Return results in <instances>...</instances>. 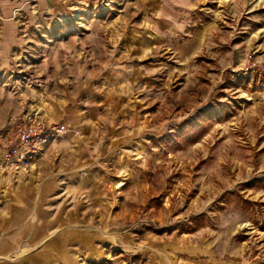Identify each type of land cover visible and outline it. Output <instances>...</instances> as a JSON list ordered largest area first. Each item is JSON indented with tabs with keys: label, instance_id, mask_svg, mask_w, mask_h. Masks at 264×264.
Wrapping results in <instances>:
<instances>
[{
	"label": "rangeland",
	"instance_id": "obj_1",
	"mask_svg": "<svg viewBox=\"0 0 264 264\" xmlns=\"http://www.w3.org/2000/svg\"><path fill=\"white\" fill-rule=\"evenodd\" d=\"M160 1L86 0L82 17L1 3L19 12L0 9V264L59 234L60 264H264V0H167L171 17ZM89 24L144 32L138 108L96 114L110 128L87 131L120 142L121 167L109 175L105 163L90 196L27 195L29 162L6 161L27 113L17 108L26 78L41 68L25 62L24 40L40 46L50 30Z\"/></svg>",
	"mask_w": 264,
	"mask_h": 264
},
{
	"label": "crops",
	"instance_id": "obj_2",
	"mask_svg": "<svg viewBox=\"0 0 264 264\" xmlns=\"http://www.w3.org/2000/svg\"><path fill=\"white\" fill-rule=\"evenodd\" d=\"M18 1L24 0H0L1 14L15 16L19 12L17 4L7 9L1 7V3ZM37 1L42 12L70 10L72 17H82L83 12H91L90 3L86 0ZM166 2L160 1L159 12L174 16L176 4ZM14 30L16 33L17 29ZM139 30L133 26L70 25L58 32L50 30L52 36L40 46L31 38L24 40L28 57L25 62L41 68L26 78L18 114L23 110L27 113L42 110L46 127L56 126L63 132L46 139L37 152L28 156L26 161L30 169L25 175L28 178L26 183L31 186L37 183L38 189H29L28 184L20 186L22 192L23 189L27 195L34 192L80 195L83 192L88 196L96 193L97 180L106 177L104 165L110 163L112 166L116 153L113 146L120 145V142L114 144L113 138H93L87 131H91L95 124L110 128L106 122H97L96 114L138 108L139 97L143 96L146 67L144 32ZM16 47L12 45L7 50ZM38 49L40 54L36 52ZM34 54L38 56L34 57ZM139 84L142 87L140 91ZM132 99L137 102L133 103ZM11 122V127L12 124L15 126L16 122ZM14 150L17 154L22 151L18 145ZM120 164L115 161L109 175H115ZM41 235L31 237L30 241L39 240ZM62 236L59 234L46 250L25 257L17 264H60ZM65 238V241H73L68 239L69 236Z\"/></svg>",
	"mask_w": 264,
	"mask_h": 264
},
{
	"label": "built area",
	"instance_id": "obj_3",
	"mask_svg": "<svg viewBox=\"0 0 264 264\" xmlns=\"http://www.w3.org/2000/svg\"><path fill=\"white\" fill-rule=\"evenodd\" d=\"M112 3L113 0H101L103 7H109ZM44 117L45 113L42 110L25 114L23 122L17 128L18 146L22 151L18 154L15 153V150L9 153L6 160L8 163L18 168L20 163L26 162L30 154L38 151L46 139L54 138L63 132L62 128L56 126L46 127Z\"/></svg>",
	"mask_w": 264,
	"mask_h": 264
},
{
	"label": "bare ground",
	"instance_id": "obj_4",
	"mask_svg": "<svg viewBox=\"0 0 264 264\" xmlns=\"http://www.w3.org/2000/svg\"><path fill=\"white\" fill-rule=\"evenodd\" d=\"M75 17H77V16H75ZM117 187H119V186H117Z\"/></svg>",
	"mask_w": 264,
	"mask_h": 264
}]
</instances>
